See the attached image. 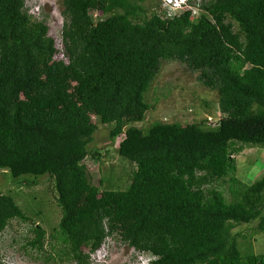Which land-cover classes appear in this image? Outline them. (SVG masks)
<instances>
[{
	"label": "trees",
	"instance_id": "1",
	"mask_svg": "<svg viewBox=\"0 0 264 264\" xmlns=\"http://www.w3.org/2000/svg\"><path fill=\"white\" fill-rule=\"evenodd\" d=\"M147 1L60 0L65 61L26 0H0V170L28 185L51 178L61 216L47 261L91 264L116 235L152 264H264V254L242 256L233 232L257 219L264 232V176L246 184L235 158L264 146V0L190 1L200 14L173 18L161 0ZM162 61L198 72L218 92L221 116L124 130L145 120ZM94 117L114 124L117 153L135 167L125 189L93 183ZM14 219L30 220L0 193V235ZM32 232L29 245L42 252L47 232Z\"/></svg>",
	"mask_w": 264,
	"mask_h": 264
},
{
	"label": "rangeland",
	"instance_id": "2",
	"mask_svg": "<svg viewBox=\"0 0 264 264\" xmlns=\"http://www.w3.org/2000/svg\"><path fill=\"white\" fill-rule=\"evenodd\" d=\"M151 1L158 3L159 0H148L147 4ZM26 7L34 19L46 20L49 35L54 38L58 50L55 58L67 61L62 57L64 45L61 30L64 19L60 0H26ZM93 16L97 18L101 15L96 12ZM198 76V72L183 63L162 61L145 94V102L151 105L145 120L128 124L124 130L129 126H136L146 131L155 121L187 125L200 123L205 118L213 120L220 117L218 92L205 87ZM71 103L79 105L80 100L74 98ZM93 121L98 130L89 146L91 154L85 159L93 183L97 186L100 179H105L103 189H125L130 183L135 167L117 153L122 137H110L114 124H102L97 117H94ZM95 150L100 152V156L94 154ZM235 158L236 176L246 184L251 185L264 176V146H244ZM110 170L112 174L108 173ZM27 179L33 181L32 178ZM20 180L22 183L12 179L6 170H0V193L12 194L30 218L29 221L12 220L0 235V257L3 264H76L74 260H61L60 256L54 260H46L47 256L55 254L52 247L55 241L51 234L61 216L55 201V192L52 190L51 178L45 176L38 179V184L31 182L30 185L25 183V177ZM224 190L225 196L230 200L228 185ZM258 224L257 219L249 224L236 225L233 229V232L238 234L242 256L264 254V232L259 230ZM36 225L42 226L47 232L42 252L29 245V241L34 237L32 228ZM87 250L88 248L84 249L86 253ZM91 260V264H152L154 257L148 253L137 252L115 235L107 238L100 250L91 254Z\"/></svg>",
	"mask_w": 264,
	"mask_h": 264
},
{
	"label": "built area",
	"instance_id": "3",
	"mask_svg": "<svg viewBox=\"0 0 264 264\" xmlns=\"http://www.w3.org/2000/svg\"><path fill=\"white\" fill-rule=\"evenodd\" d=\"M161 1L164 4V6L167 8L166 17L173 18L178 13L185 11L186 9L192 11V16L199 15V9L197 7H194L193 5L188 4L189 0H161ZM192 1L197 2L200 0H192ZM62 57L65 58L64 54Z\"/></svg>",
	"mask_w": 264,
	"mask_h": 264
},
{
	"label": "clouds",
	"instance_id": "4",
	"mask_svg": "<svg viewBox=\"0 0 264 264\" xmlns=\"http://www.w3.org/2000/svg\"><path fill=\"white\" fill-rule=\"evenodd\" d=\"M190 1H192V0H189V1H188V4H189ZM194 2H195V1H194ZM193 6L195 7V5H193ZM99 250H100V249H99Z\"/></svg>",
	"mask_w": 264,
	"mask_h": 264
}]
</instances>
